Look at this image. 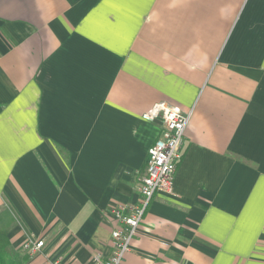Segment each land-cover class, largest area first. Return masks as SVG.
I'll return each mask as SVG.
<instances>
[{"label":"crops","instance_id":"obj_1","mask_svg":"<svg viewBox=\"0 0 264 264\" xmlns=\"http://www.w3.org/2000/svg\"><path fill=\"white\" fill-rule=\"evenodd\" d=\"M158 103L190 114L182 158L122 264H264V0H0L15 264L110 256L109 211L139 202Z\"/></svg>","mask_w":264,"mask_h":264},{"label":"built area","instance_id":"obj_2","mask_svg":"<svg viewBox=\"0 0 264 264\" xmlns=\"http://www.w3.org/2000/svg\"><path fill=\"white\" fill-rule=\"evenodd\" d=\"M142 119L150 123L160 119L162 124L159 137L148 149L145 174L136 189L139 202L129 207L116 206L110 209L114 220L111 254L106 259L95 255L93 264H122L154 195L160 191H172L174 175L182 158L181 146L190 114H183L178 107L158 103L142 114ZM42 247L43 240L28 238L24 241L22 250L31 256L40 252ZM52 264L67 263L56 260Z\"/></svg>","mask_w":264,"mask_h":264},{"label":"trees","instance_id":"obj_3","mask_svg":"<svg viewBox=\"0 0 264 264\" xmlns=\"http://www.w3.org/2000/svg\"><path fill=\"white\" fill-rule=\"evenodd\" d=\"M0 264H15L9 253V243L5 234L0 233Z\"/></svg>","mask_w":264,"mask_h":264},{"label":"water","instance_id":"obj_4","mask_svg":"<svg viewBox=\"0 0 264 264\" xmlns=\"http://www.w3.org/2000/svg\"><path fill=\"white\" fill-rule=\"evenodd\" d=\"M154 123H157V124H159V125L162 124V122L160 121V119H156V120L154 121Z\"/></svg>","mask_w":264,"mask_h":264}]
</instances>
